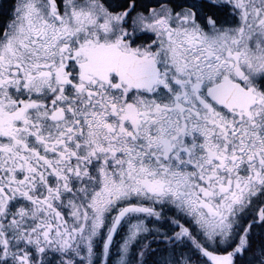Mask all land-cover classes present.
<instances>
[{
	"label": "snow or ice",
	"instance_id": "snow-or-ice-1",
	"mask_svg": "<svg viewBox=\"0 0 264 264\" xmlns=\"http://www.w3.org/2000/svg\"><path fill=\"white\" fill-rule=\"evenodd\" d=\"M0 264H264V0H0Z\"/></svg>",
	"mask_w": 264,
	"mask_h": 264
}]
</instances>
